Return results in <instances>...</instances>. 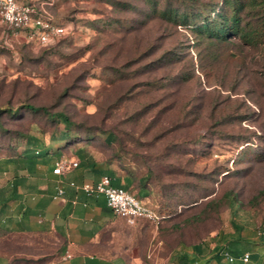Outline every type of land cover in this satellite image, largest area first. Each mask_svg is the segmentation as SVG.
I'll return each instance as SVG.
<instances>
[{"label": "rangeland", "instance_id": "rangeland-1", "mask_svg": "<svg viewBox=\"0 0 264 264\" xmlns=\"http://www.w3.org/2000/svg\"><path fill=\"white\" fill-rule=\"evenodd\" d=\"M21 1L40 3L65 32L47 45L10 33L5 45L0 31V167L8 169L0 171V187L12 167L2 160L24 143L18 132L47 143L62 126L42 113L6 109L45 106L69 116L76 145L89 144L96 159L117 152L122 163L142 161L151 170L150 205L168 218L133 227L117 216L119 228L139 235L133 264H172L178 241L212 247L235 232L230 219L255 238L264 228V33H254L260 7L244 11L247 43L239 34L210 42L175 21L174 10L192 17L219 0ZM159 55L176 60L159 68ZM104 131L115 134V144L97 136ZM227 196L234 197L230 208ZM233 246L251 252L250 244ZM55 247L0 232V264L35 262L33 254L43 252L53 261Z\"/></svg>", "mask_w": 264, "mask_h": 264}, {"label": "trees", "instance_id": "trees-1", "mask_svg": "<svg viewBox=\"0 0 264 264\" xmlns=\"http://www.w3.org/2000/svg\"><path fill=\"white\" fill-rule=\"evenodd\" d=\"M262 2V0H219L216 4L210 6L208 10L204 8L192 17H189L186 13L179 16L176 10H174L173 14L178 24L189 26V28L210 42L226 40L234 34H239L248 43L252 41V34L251 30H247L241 26L244 11L250 5H258L260 7V11L256 13L258 23L254 28V33H264V5ZM24 3L35 5V8L40 9V3ZM207 11H210V13H207ZM166 13L168 11H160V15ZM50 18L52 21L57 22L52 17ZM29 31L28 29H22L19 33L28 36ZM175 60V55H172L170 59H164L162 55H159L154 62L159 64V68H161ZM176 78L182 79L183 76L180 74ZM19 107L25 108L28 112L42 113L49 121L54 122L56 125L62 124V126L54 127L49 132L47 143L37 135L27 132L17 133V136L24 138L21 150L2 160V164L12 165V167L10 169L11 176L0 187L1 233L7 235L19 233L29 235L30 237L36 238L40 242L41 247H45L50 243L56 244L54 248L55 256L56 258L59 256L61 251L60 243H55L52 238L39 234L37 230H32L33 233L24 231L22 222L25 211L21 212V219L15 223H13L7 211L10 207V202L21 198L19 189L25 177L38 174V169L41 166L46 168L49 176H58L53 174L51 169L67 153L70 158L72 157L71 159L76 161L77 164L73 169L80 171L82 177H84V174H89V177H93V181H95V179L101 176H108L111 179L112 185L123 188L133 194L143 204L152 209L154 208L150 205L153 189L151 184V170L142 161L136 162L133 160L128 164L122 163L119 157L120 154L117 152L114 153L115 157L113 158L105 157L96 159L89 151V144L76 145L80 141L79 133L74 129V123L67 114L58 111L49 112L45 106H34L29 103L21 104L14 109L7 108L6 112L16 114ZM87 136H89V133H87ZM97 136L109 146L116 142V136L112 131L98 132ZM6 168L4 167L2 169L0 167V171H7L8 169ZM117 173L120 174L119 177L116 175ZM121 176L126 179L124 183L120 182ZM258 194L264 196V188ZM226 201L230 208L234 202V197L227 196ZM164 218H168V216H162V221ZM230 223L234 227L235 232L233 234H227L223 239H213L214 245L212 247H208L207 243L204 242L186 244L183 241H178V246L173 251L172 264H223V259L227 262H232V264H264V228L259 231L255 238H249L247 237L248 229L234 221V219H230ZM243 242L250 244L246 249L251 251L248 252L246 250L248 259L245 262L240 259L241 255L246 253L244 252L245 249L233 246V244H241ZM257 247H260L261 251L257 250ZM206 248L207 252H205ZM224 252H228L233 257V260L228 261L223 254ZM47 254V252L33 254L36 261H28L27 264H37L43 261L44 264H49L51 261H48L49 257H46ZM9 263L10 260L7 259V264Z\"/></svg>", "mask_w": 264, "mask_h": 264}, {"label": "crops", "instance_id": "crops-1", "mask_svg": "<svg viewBox=\"0 0 264 264\" xmlns=\"http://www.w3.org/2000/svg\"><path fill=\"white\" fill-rule=\"evenodd\" d=\"M101 177L93 181L89 174L82 177L75 169L62 176H49L44 168L42 173L22 180L21 198L10 202L7 213L15 223L25 211L24 231L37 230L60 243L59 256L49 264H133L136 261L137 256L130 250L138 233L126 234L119 228V218L107 207L103 195L87 196L68 185L71 180L94 183ZM125 180L120 177L121 183ZM58 187H63L65 194L54 199Z\"/></svg>", "mask_w": 264, "mask_h": 264}, {"label": "built area", "instance_id": "built-area-1", "mask_svg": "<svg viewBox=\"0 0 264 264\" xmlns=\"http://www.w3.org/2000/svg\"><path fill=\"white\" fill-rule=\"evenodd\" d=\"M22 29H28V37L36 39L40 44L46 45L56 37L65 32L63 24L54 22L48 16L46 10L40 5L38 10L35 6L22 2L21 0H0V31L3 44L10 33H18ZM76 161L67 158L59 159L52 168V173L62 176L67 171L76 166ZM68 185L74 189L81 190L87 196L103 195L107 207L116 215L123 218L130 226L137 224L139 220H146L155 227L162 221V216L154 209L143 204L133 194L111 184L108 176H102L94 183H76L71 180ZM65 189L58 187L53 194L54 199L64 196ZM228 261L233 257L228 253H223ZM240 259L247 261L248 253H243Z\"/></svg>", "mask_w": 264, "mask_h": 264}]
</instances>
